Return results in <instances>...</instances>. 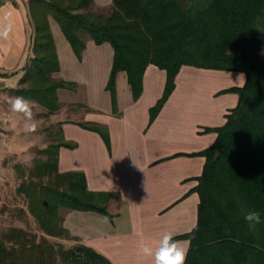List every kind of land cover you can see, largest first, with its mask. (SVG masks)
Instances as JSON below:
<instances>
[{
  "label": "trees",
  "instance_id": "trees-1",
  "mask_svg": "<svg viewBox=\"0 0 264 264\" xmlns=\"http://www.w3.org/2000/svg\"><path fill=\"white\" fill-rule=\"evenodd\" d=\"M93 0H29L32 26L30 56L14 96H23L55 112L57 91L73 83L57 78L59 60L49 17L58 25L78 59L86 41L109 43L113 62L106 90L112 113L117 109L116 76L125 72L132 98L143 89L149 65L165 71L163 92L148 109V126L175 89L182 67L239 72L242 86L218 94L235 93V107L225 123L204 128L215 132L207 148L176 156H201L205 162L192 191L199 196L194 228L174 236L188 240L186 264H264V0H111L107 10ZM16 72L5 73L3 76ZM80 127L98 133L110 148L107 128L97 123ZM59 135L45 149L16 189L27 201L40 236L11 227L0 236V264H112L93 248L78 242L63 227L60 212L94 211L112 218L107 204L117 195L92 191L80 171H58L61 147L73 148L57 123ZM257 211L261 223L250 230L244 215ZM74 243L70 248L49 239Z\"/></svg>",
  "mask_w": 264,
  "mask_h": 264
},
{
  "label": "crops",
  "instance_id": "crops-1",
  "mask_svg": "<svg viewBox=\"0 0 264 264\" xmlns=\"http://www.w3.org/2000/svg\"><path fill=\"white\" fill-rule=\"evenodd\" d=\"M28 1L0 0V26L11 25L8 38L0 39V75L15 70H20L19 77L24 75L21 70L28 62L32 37ZM93 1L99 6L104 0ZM106 1L111 4V0ZM49 24L60 66L55 76L82 85L90 93L98 81L99 93L105 98L103 105L91 101L77 103L72 88L59 89V109L55 112L44 109L53 123H61L65 140L74 144L71 149H59L58 171L83 172L90 190L117 195L107 204L112 218L94 211L63 210L62 225L79 243L101 253L112 264H153L152 258L139 254L142 246L155 249L163 232L171 231L174 236L185 234L197 221L199 196L192 189L205 159L171 156L198 152L214 142L216 133L204 132V128L223 125L225 115L238 100L235 93L218 92L242 86L245 75L182 67L175 79V89L148 126V109L163 92L165 71L153 65L146 68L142 93L136 101L126 73L119 72L116 76L119 115H113L106 90L113 62L111 45H96L87 40L78 59L51 17ZM19 86L18 82L16 88ZM12 89L15 88L0 89L3 104H7L5 99L15 97ZM11 120L17 123L19 119ZM88 122L107 128L109 149L98 133L79 126Z\"/></svg>",
  "mask_w": 264,
  "mask_h": 264
},
{
  "label": "rangeland",
  "instance_id": "rangeland-1",
  "mask_svg": "<svg viewBox=\"0 0 264 264\" xmlns=\"http://www.w3.org/2000/svg\"><path fill=\"white\" fill-rule=\"evenodd\" d=\"M109 4L104 0L99 7L103 12L107 10ZM55 28L60 31L59 25L55 22ZM61 32V31H60ZM61 35L63 33L61 32ZM76 56V55H75ZM13 75H0V89L16 88L21 77L20 70H15ZM73 83V82H71ZM98 81L94 85V92L84 90L81 85L72 86V92L77 103L86 104V101L98 102L103 105L105 98L99 93ZM108 96V95H107ZM7 104L0 101V114L8 118L9 138L0 144V236L8 231L11 227H16L27 231L28 233L40 236V231L33 219L28 213L27 201L17 194L16 189L22 179V172L27 176L38 160H45L46 156L40 153L59 135L57 123L51 121L52 117L47 116L44 109L32 103L33 112L38 121V129L34 133H26L23 129V117L19 114L12 113L9 107V99L4 100ZM3 105V106H1ZM72 115V114H71ZM18 118L17 123L11 119ZM12 123L15 125H12ZM54 244H62L64 248H70L73 242L58 238L49 239Z\"/></svg>",
  "mask_w": 264,
  "mask_h": 264
},
{
  "label": "clouds",
  "instance_id": "clouds-1",
  "mask_svg": "<svg viewBox=\"0 0 264 264\" xmlns=\"http://www.w3.org/2000/svg\"><path fill=\"white\" fill-rule=\"evenodd\" d=\"M10 32V24L0 26V39H7ZM32 103L23 96L9 98L10 111L23 117V129L26 133L36 132L39 126L34 116ZM244 220L249 229L254 230L261 223V215L257 211H248L244 215ZM174 235L171 231L163 232L155 249L144 245L139 249V254L152 258L153 264H186L188 242L177 240Z\"/></svg>",
  "mask_w": 264,
  "mask_h": 264
},
{
  "label": "built area",
  "instance_id": "built-area-1",
  "mask_svg": "<svg viewBox=\"0 0 264 264\" xmlns=\"http://www.w3.org/2000/svg\"><path fill=\"white\" fill-rule=\"evenodd\" d=\"M8 118L0 115V144L9 138Z\"/></svg>",
  "mask_w": 264,
  "mask_h": 264
}]
</instances>
